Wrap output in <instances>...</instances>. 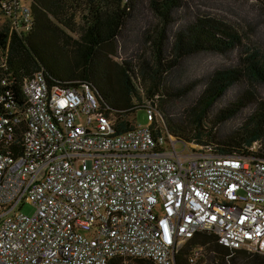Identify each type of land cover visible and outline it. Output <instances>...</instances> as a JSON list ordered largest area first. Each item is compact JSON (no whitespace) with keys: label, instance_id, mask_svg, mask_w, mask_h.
Returning a JSON list of instances; mask_svg holds the SVG:
<instances>
[{"label":"built area","instance_id":"obj_1","mask_svg":"<svg viewBox=\"0 0 264 264\" xmlns=\"http://www.w3.org/2000/svg\"><path fill=\"white\" fill-rule=\"evenodd\" d=\"M23 1L4 8L19 34L33 27ZM9 70L0 50V264H176L200 232L264 256L259 143L243 157L179 152L153 105L144 108L149 126L132 121L117 134L91 84L50 88L42 73L23 83L21 108L6 90Z\"/></svg>","mask_w":264,"mask_h":264},{"label":"trees","instance_id":"obj_2","mask_svg":"<svg viewBox=\"0 0 264 264\" xmlns=\"http://www.w3.org/2000/svg\"><path fill=\"white\" fill-rule=\"evenodd\" d=\"M16 1L0 0V15L7 18L5 5ZM259 1L264 7V0ZM148 3L162 26L153 38L150 37L155 47L156 71L142 68L153 84L146 92L147 99L157 95L156 82L160 80V74L172 72L183 59L205 52L228 54L242 48V36L236 31L220 21L203 18L176 32L170 44L168 29L179 10L180 1L149 0ZM30 4L33 27L28 33L13 32L10 23L0 26V50L9 51L11 78L6 90L10 91L15 106L23 108L25 105L21 91L23 83L42 73L50 88L67 90L84 83L91 84L102 108L115 118L116 133L131 130L133 126L127 117L140 109L134 108L133 101L141 99L140 89L143 88L136 89L130 70L124 65L123 81L121 85H116L114 68L108 59L114 56L116 44L142 0H30ZM167 57L169 61L165 64L163 59ZM242 82L264 84V56L258 51L240 57L239 66L210 76L196 103L197 107L191 111L188 124L193 126L196 135L187 137V142H197L208 148L216 146L218 150L214 149L216 153L212 150L214 154L239 157L249 155V149L255 143H262L257 155L264 159V100L245 91L239 102L214 116L210 113L213 105L229 89ZM249 102L255 106L254 112L238 130L218 135L214 123L211 129H206L211 116L217 115L219 123L228 121L245 109ZM166 121L171 123L167 117ZM179 130L171 127V131L178 136L181 134ZM189 130L187 132L191 133ZM199 248L206 249L214 258L218 257L220 261L217 260V264H264L263 255L245 250L231 251L210 232H200L186 243L176 256V264H196L192 262V256ZM109 264L154 263L147 259L117 257Z\"/></svg>","mask_w":264,"mask_h":264},{"label":"rangeland","instance_id":"obj_3","mask_svg":"<svg viewBox=\"0 0 264 264\" xmlns=\"http://www.w3.org/2000/svg\"><path fill=\"white\" fill-rule=\"evenodd\" d=\"M148 1L142 0V4L133 12V19L130 20L123 36L119 38L116 44L115 52H113L114 56H110L108 59L112 69L114 68L116 85H121L123 81L122 66L124 65L130 70L131 80L136 89L137 87L139 89L143 88L140 89L141 99L135 98L133 101L134 108L140 109L130 114L127 120L130 123L134 121L136 126L141 128L149 126L148 112L144 108L153 105L157 108L159 116L163 118L168 131L173 135L172 137L181 142L177 144L179 152H182L185 147L187 151H190L194 146L207 151H209V148L211 151L218 150L216 146L208 148V146L197 142L186 141L187 137H195L196 135L193 126L188 124L191 119V111L197 107L196 103L199 101L205 90L207 80L212 74L223 69L239 66L240 57H244L248 53L258 51L264 56V7L259 0H179V10H177L168 29L167 35L170 44L173 43L176 32L196 21V19L203 18L220 21L236 31L242 36V48L240 51L235 50L228 54L205 52L183 59L172 72L160 74V80L156 82L158 84L156 87L157 95L147 99L146 92L152 88L153 84L148 74L143 73L142 68L147 67L152 71H156L154 66L155 47L150 41V37L153 38L155 32L161 29L162 26L150 9ZM23 2L30 3V0ZM7 23H10L9 19L0 15V26ZM167 61H169L168 57L166 60L163 59L165 64L168 63ZM245 91H250L256 94L258 97H255L259 100H264V84L242 82L229 89L213 105L211 115L214 116L220 113L222 109L242 100ZM249 103L245 109L228 121L219 123L217 115L215 117L211 116L208 119L209 123L206 129H211L214 123L215 132L218 135H225L238 130L247 119L249 121L254 112L255 106L251 102ZM164 115L171 122L170 124H168ZM110 118L115 122V118L111 116ZM158 120L164 125L160 117H158ZM171 127L180 129L181 134L179 136L174 134ZM188 130L191 133L187 132ZM184 132H187V134ZM204 133L207 134L205 130ZM33 212L34 209L30 205H25L22 208L24 214L30 215ZM199 250L202 256L196 264H217L218 257L214 258L206 252V249L199 248Z\"/></svg>","mask_w":264,"mask_h":264}]
</instances>
